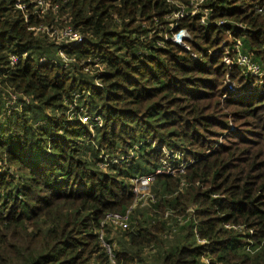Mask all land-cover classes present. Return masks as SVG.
<instances>
[{"label": "trees", "instance_id": "16d2710c", "mask_svg": "<svg viewBox=\"0 0 264 264\" xmlns=\"http://www.w3.org/2000/svg\"><path fill=\"white\" fill-rule=\"evenodd\" d=\"M49 1L43 13L0 0V264H150L146 249L170 232L156 218L192 193L204 219L163 264H264V77L223 64L221 48L229 35V57L240 43L264 69V0ZM225 72L240 90L227 92ZM150 175L151 211H131L116 251L109 216H125L130 182Z\"/></svg>", "mask_w": 264, "mask_h": 264}, {"label": "rangeland", "instance_id": "374dc122", "mask_svg": "<svg viewBox=\"0 0 264 264\" xmlns=\"http://www.w3.org/2000/svg\"><path fill=\"white\" fill-rule=\"evenodd\" d=\"M48 2L47 7L45 8L46 12L47 9L50 8V1L46 0ZM175 3H177L178 1L172 0ZM52 5V3H51ZM192 13H201L203 16L206 14V12L200 7V5L198 3H194L193 8L191 9ZM175 18H178V16H176ZM173 40L178 43L179 45L185 47L186 49H189L188 45L186 44V41L191 40V36L189 35L188 32L186 31H181L179 34L175 35ZM234 39L232 37L228 36H224L223 39V43L221 45V48H223L225 51L223 52L224 56H223V64H226L227 66H231V64H237V62H234L232 57H229L228 54L230 52L229 47H227L226 44H231V45H235L234 43ZM230 59V60H229ZM99 68H97L96 66L93 68L94 72H97ZM262 72L257 75V77H260V79H262L264 77V69L262 67ZM226 75L222 78L221 82L224 83L227 92H231L232 89H234V92H237L238 90H240L239 88H241L237 82V80L235 78H232V76L228 73L225 72ZM228 95H222V97H220V99L222 100L220 103V107H218V103H219V98H215L213 101L214 105H217V108H222V106H224V102L226 101V97ZM224 104V105H222ZM229 110H232L230 108H224V113L229 112ZM230 122V120L228 121ZM234 128V124H232L230 122V128L228 130H232ZM234 130H236V128H234ZM224 137H226L225 135H220V138L218 137L217 139L219 140V142H225ZM162 153L165 154V159H168L171 156H174V154L169 153V151L167 149H162ZM127 156H124L123 159H125L126 157L128 158H132L133 157V152L129 151L128 154H126ZM138 155V154H137ZM185 159V157H184ZM168 163V162H167ZM164 163L163 165L165 166V170L166 172L176 175L178 174V171H180L181 174H184V172L182 170H180L179 168H173L172 165H170V163ZM185 162H183V164H185ZM183 167V166H182ZM130 184H132V191L135 194V200L133 201V204L130 206L129 209L134 210V208H140V212H138L136 214V216H138V218H143L145 219L147 217V215L150 213V201L154 203V195L151 191V184H147V183H143L139 181V179H135L134 181H131ZM187 189L186 187H183L182 190L180 191L181 194H186L187 193ZM191 192V190H190ZM193 194L190 195L189 198V203L187 207H181L184 209H180V210H173L170 209L171 211H166L164 213V215H159V217H157V221L160 224H163L166 228H170L169 231L170 232H166L167 234V238L163 239L162 237V233H159L160 236V240L158 239L156 241V250L153 251L151 253V251L148 249H146L145 251V257L149 260L150 264H163V257L164 254H166V252L170 251L173 247H175L176 245H181L185 243V237L186 235L190 232L189 226L191 224V221L196 220V222L200 221L201 219H204V217L200 216L199 214H197V210L200 209L199 205L197 204H193L192 203V198H193ZM199 203V202H198ZM184 217V218H183ZM115 223H113V225L110 226L112 232H111V239L114 242L113 243V248L114 250H118V246L120 245L119 243L121 242L122 238V234L120 229H118L119 227V222L114 221ZM188 222V223H187ZM129 224V222H128ZM194 236L191 238V240L189 242H192L194 239H196L195 236H199V234L197 233V231L194 228ZM197 243L199 245H205L206 241L204 240H197ZM107 247V246H106ZM109 250V249H108ZM148 253V254H147ZM203 262L207 263L208 262V258L204 257L203 258Z\"/></svg>", "mask_w": 264, "mask_h": 264}, {"label": "built area", "instance_id": "2783aa9c", "mask_svg": "<svg viewBox=\"0 0 264 264\" xmlns=\"http://www.w3.org/2000/svg\"><path fill=\"white\" fill-rule=\"evenodd\" d=\"M200 1L202 2L203 0H200ZM37 2H38V5L43 9V13H44L45 12V8L48 5V2L46 0H37ZM203 21H204V17H203ZM41 30L42 31H44V30L50 31V29L46 28V27L45 28H41ZM56 30L57 31H55L54 33H52L51 31L50 32H51V34L53 36L54 35L59 36L60 37V41L66 40V42L68 44H70L71 46H73V47H77L78 45L81 44V42H82L81 34L78 33L77 31H74L71 27H65L63 29H56ZM239 47H240V43L238 44V47H237L236 52H235V58L233 60L234 62H237V64H235V65H237L240 68L244 69L247 73H249V74H251L253 76L259 75L262 72V70H261L262 67L258 63H255L251 59V57H249L246 54H243L240 51ZM23 56L25 58L26 54H24ZM59 56L62 59V64H63L64 68H66V66L69 65V62L71 60H69V58L67 57V54H65V52L63 50H60ZM21 57L22 56L18 57L16 55H13L11 57L12 65H15ZM231 66H232V64H231ZM231 92H234V89H232ZM12 100L13 101L16 100V96L15 95L12 96ZM82 120H83L84 123L88 122L87 121V117H83ZM157 173L160 174L161 171L158 170ZM138 179H139L140 183L143 182V183H147V184L150 185L154 181V176L153 175L141 176V177H138L137 180ZM131 211H132V209H129L125 216L120 215V214L111 215V216H109V219L113 223H115L114 221L119 222V224H118L119 227L122 228V229H126L128 227V225H129L128 222H129V215H130Z\"/></svg>", "mask_w": 264, "mask_h": 264}]
</instances>
